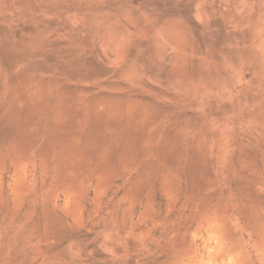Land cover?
I'll return each mask as SVG.
<instances>
[{
    "label": "rangeland",
    "instance_id": "rangeland-1",
    "mask_svg": "<svg viewBox=\"0 0 264 264\" xmlns=\"http://www.w3.org/2000/svg\"><path fill=\"white\" fill-rule=\"evenodd\" d=\"M0 264H264V0H0Z\"/></svg>",
    "mask_w": 264,
    "mask_h": 264
}]
</instances>
